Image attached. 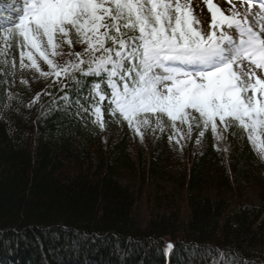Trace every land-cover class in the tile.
I'll return each mask as SVG.
<instances>
[{
  "label": "trees",
  "instance_id": "obj_1",
  "mask_svg": "<svg viewBox=\"0 0 264 264\" xmlns=\"http://www.w3.org/2000/svg\"><path fill=\"white\" fill-rule=\"evenodd\" d=\"M14 5L0 0V24ZM10 39L0 54V264H264V154L243 129L201 126L189 141L199 154L180 156L165 135L110 117L106 99L101 130L82 111L90 100H60L75 98L74 80L43 78L34 98L37 72L20 68ZM248 189L258 203H243Z\"/></svg>",
  "mask_w": 264,
  "mask_h": 264
},
{
  "label": "snow or ice",
  "instance_id": "obj_2",
  "mask_svg": "<svg viewBox=\"0 0 264 264\" xmlns=\"http://www.w3.org/2000/svg\"><path fill=\"white\" fill-rule=\"evenodd\" d=\"M241 2L248 5L244 19L234 7L225 16L209 0L213 31L204 33L184 0H18L12 9L15 18H5L0 35L6 43L9 37L17 41L21 69L76 81L71 89L75 98L60 100L77 107L81 99L90 100L82 111L101 130L107 99L109 116L119 114L137 134L150 117L166 116L175 126L197 113L213 134L217 121L225 131L237 125L252 149L264 154V0ZM253 6L259 7L253 17L258 30L247 20ZM73 34L85 51L66 66L54 64L50 57L63 55L64 44L71 48ZM38 60L47 65L48 73ZM76 74L92 78L91 83L77 80Z\"/></svg>",
  "mask_w": 264,
  "mask_h": 264
},
{
  "label": "rangeland",
  "instance_id": "obj_3",
  "mask_svg": "<svg viewBox=\"0 0 264 264\" xmlns=\"http://www.w3.org/2000/svg\"><path fill=\"white\" fill-rule=\"evenodd\" d=\"M18 2V0H16L15 4ZM185 3H188L189 5V9L191 11V15L199 21V28L200 30H202L204 33H210L211 31H213V29H211V23H212V15L208 10V3L209 0H184ZM211 4H213L215 7L219 8L221 10V12L224 13L225 16H230L231 15V10L233 9V7L241 13L240 18L244 19V14L246 13L247 9H248V5L247 3H242L241 0H213L211 1ZM259 12V7L258 6H253V8L251 9V15H247V20L248 23L250 25H254V30H258L259 26L255 25V21L253 19V17L256 15V13ZM219 15V14H218ZM230 35L233 36V38H237V33L235 32V30H231L229 32ZM73 35H71L70 39L73 41L74 38ZM76 38V37H75ZM77 39V38H76ZM10 37L8 42L4 43L1 47L2 51H0L1 53H6L7 50L9 49V44H11L12 41H10ZM75 42V41H73ZM61 51L64 53L63 55H58L56 57H50L53 59L54 64L59 65V66H66L67 63L69 62H75L76 60V55L83 53L85 51V47L81 46V45H75L74 43H72L71 48L68 47L67 44H64L62 46ZM71 52L72 55L69 56L68 53ZM41 62V63H39ZM38 63L40 64V68L43 72L48 73L50 71V69L47 67V65H45L43 63V61H39ZM254 68V66H253ZM257 74L260 75V71L256 70ZM45 78L44 76H41L39 73H37V77L33 80V82L30 85L31 91L33 93V96L35 99H38L42 93H44L46 91V88H42L39 89V84H42V79ZM64 79L63 76H61V78L59 80L56 79V77L50 76L48 78H45L43 82L49 80L50 82H61ZM159 119L160 120V126L157 127L156 126V120ZM189 125H191V128H189ZM199 125V127L197 126ZM201 126H203L202 121L199 118V115L197 113H191L190 119L188 121V123H184L181 124L179 121L175 122V126H173V123L171 121H169L167 119L166 116H158V117H150L149 118V124L147 126H143L140 128V132H139V136L142 137H157L159 138L162 135H165L168 138V142L172 143L174 146V154L180 155V156H185L186 152H190L192 150V155L196 156L199 154V140L196 141V143L193 145L192 149L190 150L189 144H190V139L192 136V133H194L196 131V129L200 128ZM219 129H221V125L218 123ZM133 131L134 128H133ZM136 133V131H135ZM137 134V133H136ZM202 136V135H200ZM264 138V137H262ZM200 139V137L198 138ZM124 179H122L121 181L124 183L127 182L123 181ZM160 186L162 188H166V193H171V194H175L174 196H176L178 188L177 187H173L171 183L169 182H160L159 183ZM172 186V187H171ZM143 195L144 197L147 196H151L150 191H143ZM149 199L144 198V200H150V197H148ZM242 201L243 203L246 204H256L258 203V198L257 196L251 191V190H246L243 192L242 194ZM145 202V201H144ZM179 203V205H181V208L184 209L186 208L184 203H183V198L180 200H176L175 203ZM145 204V203H144ZM144 208V207H143ZM142 211V210H141ZM145 213V211H144ZM186 217L184 215H182V218Z\"/></svg>",
  "mask_w": 264,
  "mask_h": 264
}]
</instances>
